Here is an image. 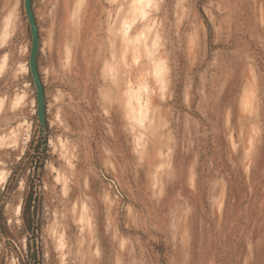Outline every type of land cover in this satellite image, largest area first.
Masks as SVG:
<instances>
[{
    "label": "rangeland",
    "instance_id": "374dc122",
    "mask_svg": "<svg viewBox=\"0 0 264 264\" xmlns=\"http://www.w3.org/2000/svg\"><path fill=\"white\" fill-rule=\"evenodd\" d=\"M32 8L44 136L23 0H0V264L30 192L41 264H264V0Z\"/></svg>",
    "mask_w": 264,
    "mask_h": 264
},
{
    "label": "water",
    "instance_id": "95a60500",
    "mask_svg": "<svg viewBox=\"0 0 264 264\" xmlns=\"http://www.w3.org/2000/svg\"><path fill=\"white\" fill-rule=\"evenodd\" d=\"M23 9L28 23L31 38L28 56V70L31 78V83L35 91L38 131L42 136H44L46 133L45 95L37 67V57L39 52V34L33 13L32 0H23Z\"/></svg>",
    "mask_w": 264,
    "mask_h": 264
},
{
    "label": "trees",
    "instance_id": "16d2710c",
    "mask_svg": "<svg viewBox=\"0 0 264 264\" xmlns=\"http://www.w3.org/2000/svg\"><path fill=\"white\" fill-rule=\"evenodd\" d=\"M35 202L34 198V192H30L29 195L27 196V203H26V208H27V219H24V231L28 232L31 234L30 240L27 242V255L26 259L30 258V262L26 260L24 257L19 256L18 257V264H41V254L37 250L36 245L34 244V239L36 238V235L38 234V229L35 226V223L33 222L32 215H31V209H32V203ZM34 207V206H33ZM26 208L24 209V213H26ZM8 235V234H7ZM9 237V235H8ZM31 240L32 243H31Z\"/></svg>",
    "mask_w": 264,
    "mask_h": 264
}]
</instances>
